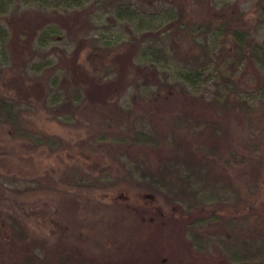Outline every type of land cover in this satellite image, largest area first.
I'll return each mask as SVG.
<instances>
[{
	"label": "rangeland",
	"instance_id": "obj_1",
	"mask_svg": "<svg viewBox=\"0 0 264 264\" xmlns=\"http://www.w3.org/2000/svg\"><path fill=\"white\" fill-rule=\"evenodd\" d=\"M3 1L6 8L0 12V23L8 31L0 43L4 51L0 54L3 91L24 95L21 105L30 109L26 114L36 130L70 141L84 138L93 145L87 150L61 151L59 157L47 150L28 152L33 156L30 167L25 159V141L10 139L0 125V153L13 163L7 169L10 164L0 162V171L10 175L8 181L21 184L32 171L53 172L62 167L60 160L84 166L97 161L111 163L121 172L133 173L136 181L143 179L142 173L175 178L170 171L173 166L180 176L192 181L182 185L184 193L189 195L195 189L205 192L211 196L208 203L217 202V208L225 213L231 209L229 216L233 217L231 225L204 223L202 232L207 242L194 255L195 242L188 223L193 216L181 206L186 203L169 200V190H178L177 184L161 189L155 182L157 190L152 192L138 183L121 189H98L90 193L91 198L112 204L113 210L82 225V231L70 238L73 247L102 264H264V254L248 261L234 259L235 253L244 251L245 239L264 244L260 230L264 225L258 220L263 208L253 202L234 210L233 202L223 199L217 190L203 189L200 181L208 172L201 148L215 141L221 147L225 130L232 131H228V139L233 143L253 135L264 138V126L257 121L246 123L241 111L228 103L223 105L227 96L235 93L241 103L256 111L264 109V55L261 62L239 60L234 49L227 48L230 40L223 41L221 31L225 12L235 2V7L244 11L250 45L262 43L264 15L254 0H191L188 9L195 37L205 44L207 53L190 63L177 52L176 37H171L174 26L169 13L173 10L168 0H70L61 5L49 2L53 0H47V5L33 0ZM128 3L136 13L128 16L122 10L119 14L117 5ZM205 20L211 21V27L203 32ZM125 41L137 42L132 52L120 48L103 73L90 71L84 53L91 44L119 46ZM147 44L163 46L167 59L151 53ZM32 63L40 66L33 68ZM186 67L198 71L195 83L180 76L179 71ZM52 80H56L53 91L59 93L60 100L50 106ZM116 113L119 119L114 127L111 117ZM119 124L145 131L155 143H135L126 138L119 142ZM63 208L65 212L73 209L70 199ZM28 226L36 229L40 225L30 222ZM91 232L100 236V246L92 248L86 240ZM250 235H255L254 239Z\"/></svg>",
	"mask_w": 264,
	"mask_h": 264
},
{
	"label": "trees",
	"instance_id": "obj_2",
	"mask_svg": "<svg viewBox=\"0 0 264 264\" xmlns=\"http://www.w3.org/2000/svg\"><path fill=\"white\" fill-rule=\"evenodd\" d=\"M33 1L47 5V0ZM192 1L206 3L207 0ZM192 1L168 0L173 10L169 13L171 23L174 26V33L171 37H176L179 44L176 47L177 52L185 58L186 62L191 59L199 60L200 55L207 53L205 44L195 37L196 28L193 26L194 20L188 9V4ZM49 2L54 5H61L70 2V0ZM232 3L229 5L231 7L226 9L227 11L225 10L226 17L222 21L223 24L221 23L223 41L230 40L227 48H233L235 54H238L239 60L249 59L260 60L261 62L264 55L262 47L264 41L256 43L253 47L250 45L251 33L246 29L243 18L244 11L235 7V2ZM129 4L117 5V12L121 14L123 10L128 16H133L136 12L128 8ZM255 6L259 13L264 15V0H257ZM5 8L6 2L0 0V12H3ZM210 27L211 21L205 20L204 28H201V31L205 32ZM43 34L48 35L47 32ZM7 35L6 27L0 23V43L6 40ZM136 45L137 42L132 41H125L119 46L93 43L84 53V62L90 71L103 73L108 68L110 58L114 53L120 48L132 52ZM146 48H149L151 53L158 54V58L167 59L163 46L147 44ZM0 54H4L3 47L0 49ZM32 64L33 68L40 66V63ZM179 74L183 79L195 83L198 71L186 67L185 70H180ZM49 83L50 91L53 92L52 95L49 94L51 100L49 103L50 106H53L60 98L59 93L53 91L56 88V80ZM3 87L0 78V125L5 128L10 139L25 141L26 149L24 150H27V153L47 150L56 153L59 157L61 151L67 149L87 150L92 148L93 145L84 138L70 141L57 135L36 130L34 122L26 114V111H30V109L21 105L22 99H25L24 95L15 92L12 96L10 92L8 94L4 92ZM227 97L228 99L224 100L223 105L228 103L232 109L236 108L237 111H241L245 116L244 121L246 123L257 121L259 126H264V109L256 111L251 105L241 103L238 100L239 96L235 93ZM111 118L112 126L115 127L119 119L117 113ZM120 125L117 129V132L121 134L119 142H123V138H126L135 143H155L153 137L145 131L130 125L127 127ZM228 131L225 130L224 135L221 136V147L218 146V141H215L210 147L203 146L201 148L203 163L208 166V172L201 177V186L203 189L210 187L209 190H217L223 194V199L233 202L234 210L253 202L257 203V206L263 208V213L258 220L264 225V138L253 135L240 143H233L228 139ZM229 133L232 134V131L230 130ZM25 159L29 161L28 165L33 167V156L30 153ZM1 161L3 164H10L7 169H10L13 164L12 160H8L7 156L2 155V153H0ZM60 162L62 167H58L53 172L45 169L36 172L35 169L36 171H32L31 175L23 179L21 184L11 183L7 179L10 176L7 175V171L3 170V173L0 171V264H102L101 260L96 257L83 256L70 241L72 236L74 237L75 234L82 231V225L86 223L88 225L90 220H95L100 214L113 210L112 204L101 203L91 198L90 193L98 189H121L129 187L130 184L138 183V185L152 192L157 190L154 187L155 182H157L156 186L161 189L166 184H177L178 190L168 189L172 192V197L169 200L170 203L179 202V205L183 202L186 203L184 206L181 204V206L189 215L193 216L188 223L192 227L191 236L195 242V248L192 250L194 255H197L207 242V238L202 232L204 223L211 221L226 223V225L233 223V217L229 216L231 209L225 213V211L217 208V202L208 203L211 201L209 194L196 189L191 190L189 195L184 193L182 185H185V181L189 184L192 181L180 176L173 166H171L170 171L171 174H176L175 178L170 179L163 174H158L159 177L154 178L142 173L140 176L143 179L136 181L133 173L121 172L111 163L102 164L97 161L91 163V166H84L80 162L61 160ZM147 177L151 179L148 180ZM44 196H48L49 200L40 199ZM27 197H30L31 200ZM69 199L73 209L65 212L64 203ZM120 216L121 214L119 218ZM30 222H36L40 226L32 229L28 226ZM49 223L51 224L49 225ZM3 229H8V231L3 232ZM260 230L263 235L264 228ZM87 236L89 237L86 240L90 242L92 248L100 246L102 243L100 236L92 232L88 233ZM250 237L254 239L255 235H250ZM243 244L244 251L241 254L235 253L234 259L248 261L260 258L264 254L262 242H250L245 239Z\"/></svg>",
	"mask_w": 264,
	"mask_h": 264
},
{
	"label": "flooded vegetation",
	"instance_id": "obj_3",
	"mask_svg": "<svg viewBox=\"0 0 264 264\" xmlns=\"http://www.w3.org/2000/svg\"><path fill=\"white\" fill-rule=\"evenodd\" d=\"M257 0H254V2L256 3Z\"/></svg>",
	"mask_w": 264,
	"mask_h": 264
}]
</instances>
